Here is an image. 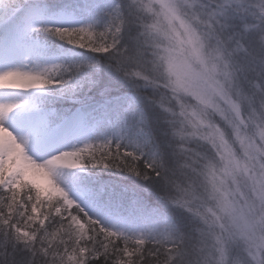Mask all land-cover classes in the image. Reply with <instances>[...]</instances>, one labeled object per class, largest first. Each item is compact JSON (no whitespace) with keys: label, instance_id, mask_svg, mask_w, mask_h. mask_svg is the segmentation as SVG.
<instances>
[{"label":"snow or ice","instance_id":"1","mask_svg":"<svg viewBox=\"0 0 264 264\" xmlns=\"http://www.w3.org/2000/svg\"><path fill=\"white\" fill-rule=\"evenodd\" d=\"M91 7L0 0V264H264V0H113L100 30ZM41 33L70 48L49 52ZM72 49L104 55L85 65ZM105 63L164 90L173 166L141 164L107 140L30 154V142L40 149L53 135L25 116L37 110L25 94L59 88L79 105L72 120L103 119L114 85L89 78L86 103L70 82ZM98 166L148 182L147 196L125 187L127 199L113 202L97 183L82 207L59 172Z\"/></svg>","mask_w":264,"mask_h":264},{"label":"trees","instance_id":"2","mask_svg":"<svg viewBox=\"0 0 264 264\" xmlns=\"http://www.w3.org/2000/svg\"><path fill=\"white\" fill-rule=\"evenodd\" d=\"M112 5V4H111ZM111 5L103 8L99 13L91 11L92 13L98 14L99 24H103L107 20V13L110 11ZM84 14L81 15L83 17ZM87 16V15H86ZM85 20V18H84ZM86 22V20H85ZM43 40L48 43H52L49 41L52 37L49 35H42ZM127 42V37L121 41V44H125ZM53 48V47H52ZM75 54L72 57H68L69 59H75L78 62L84 63L90 56V52L86 49H74ZM104 54H94L93 56H100ZM85 59V60H84ZM108 63H113L109 61ZM108 63L101 64V66L95 70L86 67L83 71L76 74L73 81L70 83L73 84L74 88L77 91L80 99L82 101L88 103L94 100V97L91 95V91H80L83 87L84 83L89 79H107L114 87L111 89L112 93V102L108 106L107 115L101 119L98 115L94 117H87L84 119L85 128H89L90 137L93 141H103L104 136L100 138L101 135H105V133L115 130L116 128H120V125L125 121V119L129 116V112L127 111L129 99L132 98L128 94H133L134 102L138 105H147L144 108V112L147 114L146 120H139L140 116L136 117L137 109H134L133 117L129 119V121L124 125V129L122 132H126L123 134V141L119 143L120 148L124 151H134L139 157V163H150L154 158L157 160H167V166H173L175 157L173 153L175 148L171 144L170 139L165 137L163 134V123L166 121L163 120V117L166 116L165 113H161L160 110L157 111L155 105L157 103L154 102V99H160L159 93H161L160 89L153 88L151 86H142L141 89L134 88L132 86V82H135L137 85H141L142 81L137 80L134 77L125 78L121 74L115 72L112 68L108 66ZM130 69L134 70L135 66H129ZM141 82V83H140ZM144 84V83H143ZM148 89L147 93L146 90ZM141 93V94H140ZM50 94V95H49ZM86 96L88 98H86ZM68 96L66 94H59L56 91H48V94L44 96L46 101L50 102L56 110V107H60L59 103L62 102V107L60 110V117L76 108V101L67 102L66 98ZM44 99V100H45ZM150 99V100H149ZM144 102V103H143ZM159 105V104H157ZM112 144L116 145L117 141L112 139ZM125 142H128L125 145ZM79 178L83 179L88 177V182H84V187L88 190L89 185L97 184L98 182H105L106 186L111 190V200H113L114 196L123 195L126 197V193H124L123 189L125 187L129 189H134L137 193L142 196H147L144 193L143 189L148 188L149 184L146 181L141 180L140 178L128 174L120 169L111 168L104 169L102 167H88L85 168L84 172L78 173ZM91 179H94L92 181ZM154 200H156L155 196H152L149 200L151 204ZM157 207H163V203L157 201L154 205ZM170 213L177 215L183 222L184 214L182 212H178L174 209H168Z\"/></svg>","mask_w":264,"mask_h":264},{"label":"rangeland","instance_id":"3","mask_svg":"<svg viewBox=\"0 0 264 264\" xmlns=\"http://www.w3.org/2000/svg\"><path fill=\"white\" fill-rule=\"evenodd\" d=\"M88 3L92 6L91 7V11L92 10L94 12L98 11V13H99L103 8L107 7L108 5L113 4V0H88ZM86 15L87 14H84V16L81 19L85 18V20H86ZM73 26H79V24H75ZM103 26H104V23L103 24H99V25L97 24L96 25L97 30H100ZM41 34L44 35V33H41ZM45 35H48V34H45ZM49 41H52L53 45H54V48H53L54 52L53 51H49L51 53H55V54L60 55V54H63V52L65 51V49L67 47H70L68 45H62L60 48H57V45L61 44V42L55 40L54 37H52ZM50 44H52V43H50ZM49 49L50 48H48V50ZM89 56L92 57L93 53H91ZM90 63H91L90 59H87L84 62L85 65H88ZM99 67H97V68L88 67V68H89V70L90 69H92V70L94 69L95 72H98L97 69ZM142 86L145 87V84L141 83V85L136 87V88L141 89ZM48 91H56V92H58L61 95L65 94L59 88H52V89H48V90H45V91H42V92L26 93L25 94V98L28 99L29 104H31L33 102L36 103L37 110L34 112V114H36V116L41 118V120L45 124L46 128L51 129L50 128L51 127L50 124H52V122H54V120L60 118V110H61V108H65V106L62 107V102H60L59 103L60 107H58V108L56 107V110H54V107H52L53 105L50 103L52 101L48 102V101H46L47 99L44 98L45 94H47ZM145 92H146V94L148 93L150 95V93L148 92V89ZM161 94L162 93H159L160 97H161ZM128 95H130L129 98L132 97V98L129 99L130 101L128 102V106H127V111L129 112V116L120 125V128L118 127L115 130H112V131H109V132L105 133V135H101L99 139H101L104 136L103 137L104 138L103 141H106V140L107 141H112V139H115L117 141L116 143H121L123 141L122 136H123L124 133H126V132H122L121 130L125 128L124 125L129 121V119H131L133 117V113H134V109L133 108L137 109L136 117L140 116L139 120H142V121L146 120V117H147L146 115L147 114L144 112V108H146L145 106H147V105H145V104L138 105L136 102H134L133 94L132 95L128 94ZM88 97L86 96V98H88ZM81 99H83V97ZM66 101L70 102V101H76V100L67 97ZM156 101H158L157 98L154 99L155 103H157ZM157 104L155 105V107L157 108V111L160 110L161 113H164L163 110L160 108V106L157 105ZM26 107H28V106L26 105ZM69 112H71V111H69ZM73 113H75V111L72 112V115H73ZM77 122L80 123L81 119H76L75 123H77ZM168 125H169V121H166L165 124L163 123V134L165 135L166 138L168 137L170 139V142H172L171 144L174 147L175 140L170 135V129H169ZM75 128H76V126H75ZM79 134H80L79 137H76V139L74 141L68 143L69 144V148L68 149H64V150H71V149H73L75 147H80L84 143L96 142V141H93L91 139L90 133H89V128H87V129L84 128V127L80 128ZM103 141L98 140L97 142H103ZM127 144H128V142H125V145H127ZM78 170H83V169H63V170H61L59 172L58 180L61 183V186L68 193L69 197L74 199L77 203H80L81 206L84 207L85 204L89 203V198H88V195H87V191L88 190L84 187L85 186L84 182H86V183L88 182V180H87L88 177H85L83 179L79 178L80 175L77 174ZM91 180L94 181V179H91ZM98 183L106 185L105 182H98ZM127 196H128V194H126V197H124L123 195L120 194L118 196H114L112 201L115 202L117 200H120L121 198L127 199ZM85 210H88V208H86ZM183 220H184L185 224H189V219L185 216V214H184Z\"/></svg>","mask_w":264,"mask_h":264},{"label":"bare ground","instance_id":"4","mask_svg":"<svg viewBox=\"0 0 264 264\" xmlns=\"http://www.w3.org/2000/svg\"><path fill=\"white\" fill-rule=\"evenodd\" d=\"M25 108H27L25 106ZM31 112H25V116L30 119L37 120L41 125L45 126L40 117L36 116V114ZM18 119V115H14L9 121V127L14 131L17 135H23V130L16 127V120ZM72 123H75V120H72ZM59 127H55L52 132L53 139L47 144V146L37 149L32 142L29 143L28 150L30 154L34 155L37 159H44L47 156L53 154L56 151H64V149L69 148V142H72L78 137L75 135V130L73 128V124L66 125L61 122L58 124ZM46 127V126H45ZM62 128V129H61ZM60 133V134H59Z\"/></svg>","mask_w":264,"mask_h":264},{"label":"clouds","instance_id":"5","mask_svg":"<svg viewBox=\"0 0 264 264\" xmlns=\"http://www.w3.org/2000/svg\"><path fill=\"white\" fill-rule=\"evenodd\" d=\"M160 91H161V93H163L164 90L163 89H160ZM158 101H160V99ZM158 101H156V102H158ZM163 120L164 121H169V118L167 117V115L163 117ZM168 127L170 129V135H171V127H172V125L169 124Z\"/></svg>","mask_w":264,"mask_h":264}]
</instances>
